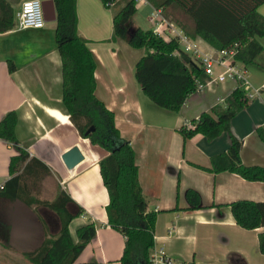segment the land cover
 I'll return each mask as SVG.
<instances>
[{"label":"crops","instance_id":"obj_1","mask_svg":"<svg viewBox=\"0 0 264 264\" xmlns=\"http://www.w3.org/2000/svg\"><path fill=\"white\" fill-rule=\"evenodd\" d=\"M4 1L12 11V25L0 33V120L14 112L19 147L48 168L50 174L40 181V199L51 201L62 190L72 200L68 211L81 212L68 225L72 240L76 241L78 228L94 225L95 236L76 264H120L124 238L107 224L108 197L98 166L101 152L78 135L62 105V64L55 45V22L41 29H19L17 13L26 0ZM257 12L264 16V5ZM76 18L77 34L86 40L96 62L94 96L113 114L120 137L133 149L147 209L156 212L153 246L163 248L174 264H264L258 242L264 229L240 228L228 206L237 200L264 202V183L203 170L211 167L213 156L227 151L230 134L242 143L243 165L264 167V142L258 135L264 131V62L242 65L248 79L244 92L250 101L231 119L230 134L223 132L213 140L201 134L184 139L178 129L223 102L236 83L226 80L190 94L178 115L157 108L142 94L125 58L124 42L108 41L111 11L100 0H76ZM195 40L204 44L199 45L202 50L211 49L201 39ZM255 40L264 52V37ZM49 111L65 116L66 122ZM74 146L84 159L69 170L61 156ZM16 153L0 140V186L10 178L9 161ZM187 190L196 192L200 208H189ZM41 220L50 235L57 233L59 222L52 211L0 198V233L10 250L19 249L21 255L37 248L44 238ZM235 232L243 236V242L232 243Z\"/></svg>","mask_w":264,"mask_h":264},{"label":"trees","instance_id":"obj_2","mask_svg":"<svg viewBox=\"0 0 264 264\" xmlns=\"http://www.w3.org/2000/svg\"><path fill=\"white\" fill-rule=\"evenodd\" d=\"M55 7L54 38L62 64V105L78 135L88 139L107 155L98 162L102 184L107 192L105 206L107 224L124 238L120 264H150L149 252L153 247L156 212L148 211L138 181L135 153L115 128L114 116L94 96V71L96 62L85 39L77 34L76 0H52ZM112 13V35L108 41L120 40L129 47L142 49L143 55L136 62L134 78L142 94L157 108L178 113L195 92L198 83L206 77L201 68L180 51L174 39L156 37L151 29H131L137 11L135 0H100ZM169 22L176 17L171 12H182L190 25H177L189 38H199L213 49L240 45L235 60L242 65L251 64L262 51L255 37H264V16L257 9L264 0H146ZM171 11L166 13V11ZM171 18V19H169ZM176 20V19H175ZM177 21V20H176ZM12 11L0 0V33L11 28ZM179 52V54H175ZM12 65L9 69H12ZM250 99L240 83L223 102L208 112L182 125L178 132L188 139L196 134L213 140L223 132L229 133L231 119L242 111ZM16 114L6 113L0 120V140L10 144L16 155L10 157V178L0 186V198L18 200L27 207L45 208L58 219L59 228L50 235L48 226L41 220L44 238L40 245L21 253L30 264H76V259L94 238L93 224H86L76 231V241L70 236L68 225L78 213H71L67 205L72 202L60 190L53 200L40 199V181L50 174L48 168L19 147L14 134ZM91 126L94 131L85 134ZM230 134V133H229ZM264 142V131L258 133ZM242 143L230 134L226 152L211 158V167L203 169L217 174L228 172L250 182L264 183V167L245 166L240 160ZM185 198L190 209L200 208L199 197L187 190ZM237 226L246 230L264 229V202L237 200L229 205ZM259 250L264 254V231L258 234Z\"/></svg>","mask_w":264,"mask_h":264},{"label":"built area","instance_id":"obj_3","mask_svg":"<svg viewBox=\"0 0 264 264\" xmlns=\"http://www.w3.org/2000/svg\"><path fill=\"white\" fill-rule=\"evenodd\" d=\"M137 3H146V0H135ZM153 34L164 40L174 39L181 52L189 56L199 68L206 79L204 83H198L195 92H200L207 86L231 80L240 83L241 87L248 84L244 66L235 60L240 45L234 43L229 48L204 51L197 41L187 37L174 23L167 21L160 10L152 9L148 16ZM17 28L41 29L47 23L44 19L42 0L24 1L17 13ZM175 54H179L176 52ZM240 64V65H239ZM248 97V96H247ZM150 264H174L173 259L163 248L152 247L149 252Z\"/></svg>","mask_w":264,"mask_h":264},{"label":"rangeland","instance_id":"obj_4","mask_svg":"<svg viewBox=\"0 0 264 264\" xmlns=\"http://www.w3.org/2000/svg\"><path fill=\"white\" fill-rule=\"evenodd\" d=\"M151 12H152V8L149 4H147V3L145 5L138 4L137 5V11L135 13L134 19H133L132 24H131L132 25L131 29H134L136 27H139L142 30H146V29L151 28L150 27L151 24L149 25V23L147 21L148 20L147 18ZM169 12H171V11H168V10L166 11V13H169ZM172 14L176 17L175 19L177 21L175 19H171V18H169V19H171L172 23H174L176 26L177 25L180 26V24H186L187 26L188 25L191 26V23L189 22V20H187L186 16L182 12L176 10V11L171 12V15ZM124 44L125 45H123L122 48H124L127 52L125 58L130 62L129 65H130V67H132L133 76H134L135 64L142 57L141 54L143 53V50L131 48L125 42H124ZM199 45L201 47H204L203 43H200ZM261 53L262 54L259 55L260 58H258V60L255 59L254 61H257L260 63L264 62V52L261 51ZM254 61L252 63H254ZM253 68H254V66L251 65V69H253ZM176 115H178V114L176 113ZM88 142H89V140H88ZM92 147L98 148L100 150L101 158H103L104 156L107 155V152L105 150H103L102 148H100L98 146H92ZM86 149H87V147H86ZM47 219H48V217H47ZM248 231H252V230H248ZM231 239H232L233 244H239V243L243 242V240H244L243 236L239 233H236V232L231 234ZM0 264H29L25 259H23L21 257L19 249L10 250V247L8 246L7 240L5 238H3V232L0 233Z\"/></svg>","mask_w":264,"mask_h":264},{"label":"water","instance_id":"obj_5","mask_svg":"<svg viewBox=\"0 0 264 264\" xmlns=\"http://www.w3.org/2000/svg\"><path fill=\"white\" fill-rule=\"evenodd\" d=\"M42 9L44 13V19L47 23L55 22V7L52 0H42ZM94 131V127L91 126L88 130H86L85 134L88 135L90 132ZM62 162L64 163L67 169L74 168L78 163H80L84 156L80 149L77 146L72 147L68 151H66L61 156Z\"/></svg>","mask_w":264,"mask_h":264},{"label":"bare ground","instance_id":"obj_6","mask_svg":"<svg viewBox=\"0 0 264 264\" xmlns=\"http://www.w3.org/2000/svg\"><path fill=\"white\" fill-rule=\"evenodd\" d=\"M50 114H52L57 120L61 121V122H66V117L55 112V111H49Z\"/></svg>","mask_w":264,"mask_h":264},{"label":"flooded vegetation","instance_id":"obj_7","mask_svg":"<svg viewBox=\"0 0 264 264\" xmlns=\"http://www.w3.org/2000/svg\"><path fill=\"white\" fill-rule=\"evenodd\" d=\"M25 259V258H24ZM26 260V259H25ZM27 261V260H26ZM28 262V261H27ZM29 263V262H28ZM30 264V263H29Z\"/></svg>","mask_w":264,"mask_h":264}]
</instances>
